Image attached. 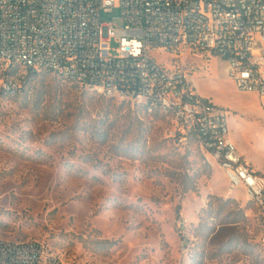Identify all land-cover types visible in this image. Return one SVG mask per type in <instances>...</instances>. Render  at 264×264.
Segmentation results:
<instances>
[{"label":"rangeland","instance_id":"obj_1","mask_svg":"<svg viewBox=\"0 0 264 264\" xmlns=\"http://www.w3.org/2000/svg\"><path fill=\"white\" fill-rule=\"evenodd\" d=\"M101 20L123 27L118 8ZM150 55L227 110L233 143L264 177V104L226 60ZM0 238L38 241L67 264H264V207L171 119L40 71L0 92Z\"/></svg>","mask_w":264,"mask_h":264},{"label":"built area","instance_id":"obj_2","mask_svg":"<svg viewBox=\"0 0 264 264\" xmlns=\"http://www.w3.org/2000/svg\"><path fill=\"white\" fill-rule=\"evenodd\" d=\"M112 8L122 28L102 22ZM192 49L225 59L236 86L264 104V0H0V92L16 95L52 71L164 115L264 207V177L233 143L227 110L200 97L187 71L150 55ZM0 264L67 263L38 241L0 238Z\"/></svg>","mask_w":264,"mask_h":264},{"label":"crops","instance_id":"obj_3","mask_svg":"<svg viewBox=\"0 0 264 264\" xmlns=\"http://www.w3.org/2000/svg\"><path fill=\"white\" fill-rule=\"evenodd\" d=\"M241 151V150H240ZM241 153L243 154V152L241 151ZM244 155V154H243ZM245 156V155H244ZM245 158L248 160V158L245 156ZM249 161V160H248ZM250 162V161H249ZM251 163V162H250ZM251 165L253 166V168L255 169V170H258L260 173H262L261 171H260V169H258V168H256L252 163H251Z\"/></svg>","mask_w":264,"mask_h":264}]
</instances>
